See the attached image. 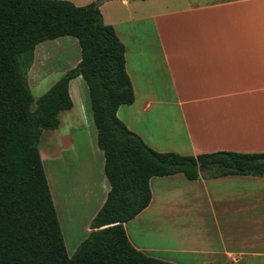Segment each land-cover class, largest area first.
Here are the masks:
<instances>
[{"label": "crops", "instance_id": "1", "mask_svg": "<svg viewBox=\"0 0 264 264\" xmlns=\"http://www.w3.org/2000/svg\"><path fill=\"white\" fill-rule=\"evenodd\" d=\"M148 17L158 37L159 73L134 64L126 48L135 101L121 105L118 116L158 151L264 152V0H164ZM81 77L70 81L69 124L62 130L60 116L54 129L50 186L72 240L70 224L89 215L73 250L111 187L95 123L74 121L73 87L83 103L89 92ZM150 185L149 205L124 224L135 247L177 264H264V176L176 173L154 176ZM72 201L79 208L71 220Z\"/></svg>", "mask_w": 264, "mask_h": 264}, {"label": "trees", "instance_id": "2", "mask_svg": "<svg viewBox=\"0 0 264 264\" xmlns=\"http://www.w3.org/2000/svg\"><path fill=\"white\" fill-rule=\"evenodd\" d=\"M66 35L78 39L81 58L32 109L27 69L36 46ZM80 75L88 85L111 187L88 236L70 255L40 141L44 130L59 127L60 112L73 107L70 81ZM134 101L126 45L114 25L104 22L98 1L0 0V264H177L138 249L126 232L125 222L152 199L151 178L264 176V152L154 149L118 116L121 105Z\"/></svg>", "mask_w": 264, "mask_h": 264}, {"label": "rangeland", "instance_id": "3", "mask_svg": "<svg viewBox=\"0 0 264 264\" xmlns=\"http://www.w3.org/2000/svg\"><path fill=\"white\" fill-rule=\"evenodd\" d=\"M77 5H86L92 1H98L100 10L105 23L114 25L119 37L125 43L128 49L129 56L134 64L143 62L145 64L146 73L155 76L159 73L158 67L160 66L159 51L158 50V37L154 23L148 16L155 10V8L164 3V0H129L130 4L126 5L123 0H71ZM36 58L38 62H36ZM81 58V49L78 39L74 36L66 35L55 39H47L36 46L35 58L32 66L27 69L28 82L34 96L32 102V109L37 106V101L67 70L73 68ZM156 73V74H155ZM84 87L87 88L85 79L81 77ZM87 89H85L86 91ZM75 99V109L77 112L75 116L76 122L83 123L84 121L91 120L92 124L93 115L90 105L89 92L87 90V101L83 103L81 96L77 95L76 90L72 89ZM84 94V92H83ZM69 111H62V126L64 130L69 124L67 116ZM89 122V121H88ZM95 126V125H94ZM54 129L44 130L41 141L40 151L43 157L46 158L44 167L49 177L50 186L54 189V175L56 172V165L54 162L53 150L54 144ZM76 134L78 132H75ZM81 147V144L79 145ZM74 145V152H75ZM99 192V191H98ZM102 194V191L99 192ZM77 196V195H76ZM72 197L70 196V199ZM68 213H71L70 219L72 220L74 212H76V201H72L66 205ZM94 211V210H93ZM86 210H81L80 214L85 215ZM92 213V212H90ZM75 220L74 224H70V229L75 231L76 239L72 240L68 231V218L63 223V235L66 241V246L69 254L72 255L75 249L74 245L79 239L85 237L86 221ZM73 234V235H75Z\"/></svg>", "mask_w": 264, "mask_h": 264}, {"label": "water", "instance_id": "4", "mask_svg": "<svg viewBox=\"0 0 264 264\" xmlns=\"http://www.w3.org/2000/svg\"><path fill=\"white\" fill-rule=\"evenodd\" d=\"M213 166H210V167H207V168H203V167H200V170L202 171V170H206V169H208V168H212Z\"/></svg>", "mask_w": 264, "mask_h": 264}]
</instances>
